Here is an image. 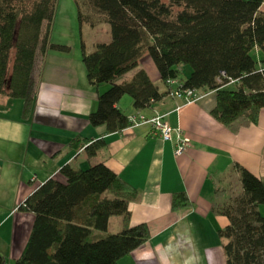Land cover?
Here are the masks:
<instances>
[{"label": "trees", "instance_id": "1", "mask_svg": "<svg viewBox=\"0 0 264 264\" xmlns=\"http://www.w3.org/2000/svg\"><path fill=\"white\" fill-rule=\"evenodd\" d=\"M81 24L101 20L83 10L84 2L103 15L111 27V41L87 52L83 63L88 82L109 88L98 97L92 126H106L109 134L131 126L117 107L128 95L136 109L151 108L169 95L154 85L144 69L118 82L139 66L147 54L160 79H178L185 67L192 70L185 88L216 90L212 116L226 127L238 120L256 124L264 108V0H74ZM58 0H0V97L24 102L31 112L38 90L34 72L49 50L68 53L70 47L50 42ZM234 80L233 85H228ZM70 145L85 148L95 157L106 147L101 139L80 136ZM241 173L242 195L221 211L230 225L219 231L227 264H264V180L235 165ZM65 182L49 179L21 206L35 215L29 241L16 264H119L150 239L149 228L130 225L129 205L138 191L104 162L86 170L65 165ZM191 205L185 193H176L172 210ZM122 218L123 228L107 233L109 220Z\"/></svg>", "mask_w": 264, "mask_h": 264}, {"label": "crops", "instance_id": "2", "mask_svg": "<svg viewBox=\"0 0 264 264\" xmlns=\"http://www.w3.org/2000/svg\"><path fill=\"white\" fill-rule=\"evenodd\" d=\"M83 25L98 38L92 50L84 43L87 52L111 41L107 22ZM65 55L46 54L27 117L22 100L0 97V264H16L32 233L35 215L23 210L22 204L49 179L65 182L60 174L65 165L86 170L100 162L138 191L139 197L129 205L130 225L144 224L150 231V239L119 264H227L219 231L230 225V219L221 211L231 198L243 193L235 165L264 180V108L256 124L241 119L226 127L211 114L216 90H199L193 102L167 95L145 109H136L133 99L124 96L117 107L132 124L109 134L106 126L94 127L89 122L99 95L109 85L97 88L82 77L74 81L76 72ZM139 69L147 72L161 92L177 86L161 81L147 54L118 82L129 80ZM185 71L186 78L179 81V76L178 84L190 77L192 70L185 67ZM49 73L64 79L47 81ZM155 116H164L191 139L184 155L177 158L174 142L153 135L149 121ZM78 136L91 142L102 139L106 147L89 157L85 148L70 145ZM176 193H185L191 205L172 210ZM259 209L264 215V206ZM122 228V218L113 216L107 233L97 232L96 237L116 234Z\"/></svg>", "mask_w": 264, "mask_h": 264}, {"label": "rangeland", "instance_id": "3", "mask_svg": "<svg viewBox=\"0 0 264 264\" xmlns=\"http://www.w3.org/2000/svg\"><path fill=\"white\" fill-rule=\"evenodd\" d=\"M83 10L85 13L89 14L92 17V20H101L104 21V16L96 13L90 5L84 2ZM261 12L264 15V4L261 7ZM87 26L80 23L78 18V10L74 0H58L56 7V14L52 23V30L50 35V42L60 45H65L70 47V52L63 53L54 50H49V52H57L61 54H66L64 57L68 59L69 66L72 70L76 72L74 81H78L83 78V81L87 80V71L85 65L83 63V44L87 43V46L91 49L90 46L98 39L96 35H94L90 30H87ZM65 42V43H63ZM85 46V45H84ZM92 50V49H91ZM94 50V49H93ZM254 57L257 59L258 56L255 52ZM45 64V57L43 61H41V65L38 66L37 72H34L35 77H37V81H40L38 72L40 71V67L42 68ZM188 69L191 70L189 66ZM54 69V67H53ZM185 73L182 71L179 75V81H183L186 78ZM47 81H63L61 75H56L49 73V76L46 77ZM42 81H44L42 79ZM128 99H131L130 96L126 95ZM231 198L229 202L225 204V207L230 205L232 200ZM264 216V215H263ZM117 218H121L119 216H115Z\"/></svg>", "mask_w": 264, "mask_h": 264}, {"label": "built area", "instance_id": "4", "mask_svg": "<svg viewBox=\"0 0 264 264\" xmlns=\"http://www.w3.org/2000/svg\"><path fill=\"white\" fill-rule=\"evenodd\" d=\"M258 56V72L264 73V61L260 60L259 51H256ZM177 79H170L166 84L171 87L176 85V88H170L169 95L176 98L185 99L187 102H193L199 98V93L195 89L185 88L183 84H178ZM234 80H230L228 85H233ZM151 132L157 138L163 141L175 143L174 153L177 158L181 157L191 147V139L185 136L180 129L173 128L164 116H155L150 121Z\"/></svg>", "mask_w": 264, "mask_h": 264}]
</instances>
